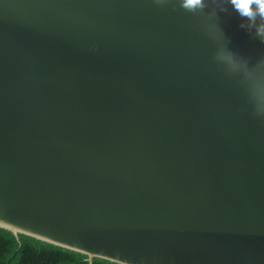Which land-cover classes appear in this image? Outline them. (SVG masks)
<instances>
[{
  "label": "water",
  "instance_id": "1",
  "mask_svg": "<svg viewBox=\"0 0 264 264\" xmlns=\"http://www.w3.org/2000/svg\"><path fill=\"white\" fill-rule=\"evenodd\" d=\"M201 24L153 0H0V229L90 264H264V120Z\"/></svg>",
  "mask_w": 264,
  "mask_h": 264
},
{
  "label": "clouds",
  "instance_id": "2",
  "mask_svg": "<svg viewBox=\"0 0 264 264\" xmlns=\"http://www.w3.org/2000/svg\"><path fill=\"white\" fill-rule=\"evenodd\" d=\"M157 6L176 4L201 18L202 30L214 46L213 62L244 90L253 114L264 120V52L248 56L234 49L221 26V17L234 18L238 28L264 46V0H153Z\"/></svg>",
  "mask_w": 264,
  "mask_h": 264
},
{
  "label": "trees",
  "instance_id": "3",
  "mask_svg": "<svg viewBox=\"0 0 264 264\" xmlns=\"http://www.w3.org/2000/svg\"><path fill=\"white\" fill-rule=\"evenodd\" d=\"M0 264H90L88 257L0 229ZM93 264H115L95 259Z\"/></svg>",
  "mask_w": 264,
  "mask_h": 264
}]
</instances>
